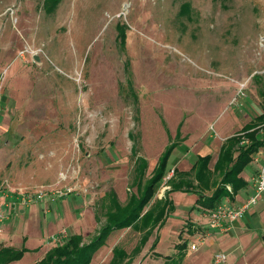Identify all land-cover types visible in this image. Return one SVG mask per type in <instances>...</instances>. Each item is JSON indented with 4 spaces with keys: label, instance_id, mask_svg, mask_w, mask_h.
Segmentation results:
<instances>
[{
    "label": "rangeland",
    "instance_id": "1",
    "mask_svg": "<svg viewBox=\"0 0 264 264\" xmlns=\"http://www.w3.org/2000/svg\"><path fill=\"white\" fill-rule=\"evenodd\" d=\"M44 1L0 0V205L12 210L0 211L8 229L0 237L33 249L17 264L37 263L72 234L95 239L106 192L122 203L136 192L137 156L148 162L147 182L175 143L153 203L171 189L178 158L188 169L264 112V0H61L52 9ZM55 186L72 191L52 199ZM38 188L43 198L24 202L22 193ZM169 196L173 208L139 254L142 234L117 229L91 264H109L115 246L130 264H214L223 250L222 264H264V252L209 237L216 229L197 193ZM255 226L245 242L264 250V225Z\"/></svg>",
    "mask_w": 264,
    "mask_h": 264
},
{
    "label": "trees",
    "instance_id": "2",
    "mask_svg": "<svg viewBox=\"0 0 264 264\" xmlns=\"http://www.w3.org/2000/svg\"><path fill=\"white\" fill-rule=\"evenodd\" d=\"M60 1L45 0L44 3L45 6L52 9ZM189 5V3H184L183 6L187 8ZM120 37L122 43H125V29L120 31ZM263 116L264 112L247 123L240 131L224 140L213 167H211L213 155L207 154L199 156L190 170L181 171L177 167L172 169L173 174L167 179L171 189L153 203L155 187L169 175V172L166 171V163L175 143L166 147L165 153L157 162L155 174L147 182L145 179L148 162L142 156H137L136 175L132 183L137 188L136 192H130L125 203L119 200L115 191L106 192L102 203L106 220L101 224L95 239L86 243L82 234H72L49 249L36 264H91L94 254L105 244L109 234L114 230L127 227H132L142 234L132 251V255L139 254L153 231L156 228L159 230L165 223L167 213L174 206L173 200L169 196L174 191L197 193L198 202L207 211L213 210L224 197L233 199L235 194L248 184L241 176L242 172L252 162L253 154L264 146V120H261ZM244 139H249L250 144H244ZM133 152L137 155V150L133 149ZM227 185H231V189ZM213 187L215 189L206 194V191ZM158 241L159 236L157 235L151 246L153 249L157 246ZM27 251L26 247L14 248L0 245V264L19 260ZM132 259L133 256H130L124 247L115 246L109 264H130ZM181 259H172V264H181Z\"/></svg>",
    "mask_w": 264,
    "mask_h": 264
},
{
    "label": "crops",
    "instance_id": "3",
    "mask_svg": "<svg viewBox=\"0 0 264 264\" xmlns=\"http://www.w3.org/2000/svg\"><path fill=\"white\" fill-rule=\"evenodd\" d=\"M229 136H231V134ZM229 136H225L222 140V143L216 142V146H218V150L216 152H215V150L212 149V147H211L212 144H210V145H208L209 150L205 151L204 153H201L202 155H206V154H212L213 155L212 165L217 160V155L219 153L221 145L223 144L224 140ZM175 163H176L175 167H177L179 169L182 168L183 170H188L192 167V165H190V167L188 169L183 168L182 166L187 165L188 162L185 159H181V158H178L175 161ZM253 164H255V165H253ZM212 165H211V167H212ZM250 165L253 166L252 173L250 175H248V174H246V172L244 170L241 174V176L247 181L248 184L244 188L240 189L238 191V193L235 194L233 199H230V197H224L222 202H228V203H232L236 206H239V205L243 204L251 195L254 194L256 178L264 166V149L263 148H261L259 150V152L253 157V160L250 163ZM3 198H4V196H3ZM260 199H262V203L259 201ZM259 200H258L259 202H257L255 204L256 206L253 205L248 210V212L244 215V217H242V218H240L234 222L233 227L231 228V230L228 233H226V234L220 233L217 230H216L217 231L216 232L215 229H213V231H215V232L214 233L212 232L209 237L214 238L216 240L219 238L225 239L226 243L229 246H231L232 250H234V251L237 250L239 248V246H241L242 249H245L244 253L249 252L248 254L255 255V256L258 254H262L264 252V250L262 249V247H263L262 245L255 244L254 240H251L248 244H246L245 239H244L245 235H247L248 232L255 229L256 223H261L262 225H264V193L261 195ZM2 208H7V209L9 208V210L12 211L10 209L11 205H9V202H7V200H5V199H1L0 211H2ZM19 211L21 214H25V213H27V208L26 207H20ZM6 219L7 218H5V220ZM207 222H208V220H207ZM4 223L3 224L0 223V233L1 234L8 233V229ZM0 243H2V245H4V246H11L14 248H19L14 243H12V242L10 243V240H4L1 237H0ZM232 243H236L235 247H233ZM214 244H216L215 241H214V243H212V245H214ZM213 248H214V250L212 252H214L217 249H221V248H217V247L215 248V246H212V249ZM30 250H33V249L29 248L28 251H30ZM223 252H225V251L223 250ZM26 253L24 255H26ZM225 253L227 254L228 252H225ZM19 260L12 261L8 264H17L16 262H18ZM35 263L36 262H34L33 264H35ZM254 264H258V263L254 262Z\"/></svg>",
    "mask_w": 264,
    "mask_h": 264
},
{
    "label": "built area",
    "instance_id": "4",
    "mask_svg": "<svg viewBox=\"0 0 264 264\" xmlns=\"http://www.w3.org/2000/svg\"><path fill=\"white\" fill-rule=\"evenodd\" d=\"M45 187V186H42ZM72 191L69 187L64 188L63 186H55L53 187L49 193H51V198L56 199L58 197H62L64 195L69 194ZM45 188H38L34 191H30L28 193L23 192L22 198L24 202H28L31 200H40L45 195ZM264 193V166L259 172V175L255 181V192L251 195L243 204L236 206L232 203L221 202L218 204L213 210L209 211V226L213 229H216L220 232L228 233L233 224L238 219L244 217V215L248 212V210L255 205L261 195ZM64 232L60 233V235L56 237L52 236L54 241H58L60 239H64ZM192 248L197 249V244H193ZM227 254L223 251H218L213 256L214 264H222L227 261Z\"/></svg>",
    "mask_w": 264,
    "mask_h": 264
}]
</instances>
